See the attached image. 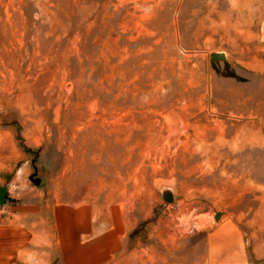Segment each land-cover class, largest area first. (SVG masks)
<instances>
[{"label": "rangeland", "instance_id": "374dc122", "mask_svg": "<svg viewBox=\"0 0 264 264\" xmlns=\"http://www.w3.org/2000/svg\"><path fill=\"white\" fill-rule=\"evenodd\" d=\"M0 264H264V0H0Z\"/></svg>", "mask_w": 264, "mask_h": 264}, {"label": "water", "instance_id": "95a60500", "mask_svg": "<svg viewBox=\"0 0 264 264\" xmlns=\"http://www.w3.org/2000/svg\"><path fill=\"white\" fill-rule=\"evenodd\" d=\"M215 58H217V59H224L225 58V55L224 54H217V55H215ZM221 216H222V214L219 213V214H217L216 218L219 219Z\"/></svg>", "mask_w": 264, "mask_h": 264}]
</instances>
